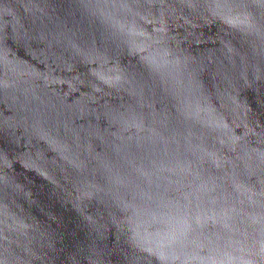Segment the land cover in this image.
<instances>
[{"label":"water","instance_id":"water-1","mask_svg":"<svg viewBox=\"0 0 264 264\" xmlns=\"http://www.w3.org/2000/svg\"><path fill=\"white\" fill-rule=\"evenodd\" d=\"M0 264H264V0H0Z\"/></svg>","mask_w":264,"mask_h":264}]
</instances>
